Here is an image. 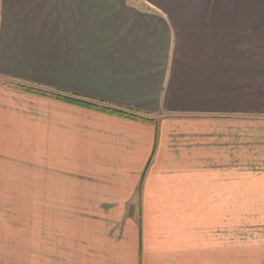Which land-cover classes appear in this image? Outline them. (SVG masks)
<instances>
[{"label":"crops","instance_id":"obj_1","mask_svg":"<svg viewBox=\"0 0 264 264\" xmlns=\"http://www.w3.org/2000/svg\"><path fill=\"white\" fill-rule=\"evenodd\" d=\"M0 264H264V0H0Z\"/></svg>","mask_w":264,"mask_h":264},{"label":"trees","instance_id":"obj_2","mask_svg":"<svg viewBox=\"0 0 264 264\" xmlns=\"http://www.w3.org/2000/svg\"><path fill=\"white\" fill-rule=\"evenodd\" d=\"M74 102H76V103H80V104H85V103H83V102H79V101H75V100H73ZM87 105V104H86Z\"/></svg>","mask_w":264,"mask_h":264}]
</instances>
